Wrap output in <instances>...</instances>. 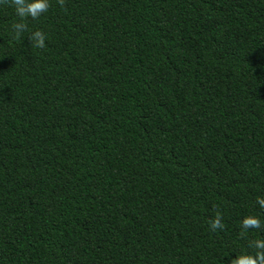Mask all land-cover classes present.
Instances as JSON below:
<instances>
[{
	"label": "trees",
	"instance_id": "trees-1",
	"mask_svg": "<svg viewBox=\"0 0 264 264\" xmlns=\"http://www.w3.org/2000/svg\"><path fill=\"white\" fill-rule=\"evenodd\" d=\"M14 22L0 0V264L254 253L264 0H49Z\"/></svg>",
	"mask_w": 264,
	"mask_h": 264
},
{
	"label": "clouds",
	"instance_id": "clouds-1",
	"mask_svg": "<svg viewBox=\"0 0 264 264\" xmlns=\"http://www.w3.org/2000/svg\"><path fill=\"white\" fill-rule=\"evenodd\" d=\"M8 3L16 17V22L10 25L13 38H18L21 33L28 31L25 23L28 18L35 20L46 13L49 8V0H8ZM58 3L62 4L63 0H58ZM27 39L36 48L45 46V34L39 29L28 32ZM256 203L264 209V197H257ZM262 224L264 221L256 215H246L239 221L242 233L250 228L260 229ZM209 228L212 231L223 228L219 213L209 221ZM248 247L254 249V253L242 252L235 255L229 260V264H264V239H253L248 242Z\"/></svg>",
	"mask_w": 264,
	"mask_h": 264
}]
</instances>
